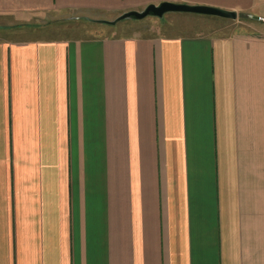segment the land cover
<instances>
[{
	"label": "crops",
	"instance_id": "crops-1",
	"mask_svg": "<svg viewBox=\"0 0 264 264\" xmlns=\"http://www.w3.org/2000/svg\"><path fill=\"white\" fill-rule=\"evenodd\" d=\"M164 1L0 0V264H264L263 23L33 24Z\"/></svg>",
	"mask_w": 264,
	"mask_h": 264
},
{
	"label": "rangeland",
	"instance_id": "rangeland-1",
	"mask_svg": "<svg viewBox=\"0 0 264 264\" xmlns=\"http://www.w3.org/2000/svg\"><path fill=\"white\" fill-rule=\"evenodd\" d=\"M107 13L91 12V11H51L44 13V15L38 20L34 21L35 26H41L39 29L46 33L52 34H67L69 32L76 31L75 29L81 28V26L91 28L110 27L111 24L99 23L96 20L102 18H108L109 20L115 19L117 16L106 15ZM254 14L237 13L235 19H226L218 16L200 15L183 12H168L161 17L148 15L142 19H123L118 21L113 26H119L122 24L129 25L130 27L137 28L143 33H150L153 30H164L169 25L173 24H186V25H203L210 24L212 27H225L227 23L231 22H243L248 24L261 25L264 21L257 20L250 17ZM261 23V24H260Z\"/></svg>",
	"mask_w": 264,
	"mask_h": 264
},
{
	"label": "water",
	"instance_id": "water-1",
	"mask_svg": "<svg viewBox=\"0 0 264 264\" xmlns=\"http://www.w3.org/2000/svg\"><path fill=\"white\" fill-rule=\"evenodd\" d=\"M168 12H183L200 15H210L226 19H235L237 17V13L235 11L219 8L212 5L164 1L158 4H148L141 10H129L123 12L112 20L98 19L96 21L106 24H115L116 22L123 19H142L148 15L161 17L163 14ZM250 17L257 20H263L257 15H250Z\"/></svg>",
	"mask_w": 264,
	"mask_h": 264
}]
</instances>
